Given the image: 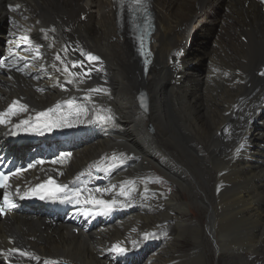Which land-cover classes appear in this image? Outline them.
Wrapping results in <instances>:
<instances>
[{
  "label": "bare ground",
  "instance_id": "1",
  "mask_svg": "<svg viewBox=\"0 0 264 264\" xmlns=\"http://www.w3.org/2000/svg\"><path fill=\"white\" fill-rule=\"evenodd\" d=\"M114 1L0 0V56L9 36L35 46L25 75L0 69V141L17 123L2 115L13 102L30 119L55 107L50 125L105 127L64 166L37 168L13 187L51 173L70 181L114 162L124 167L104 192L126 210L77 234L26 209L0 217V264H211L216 256L217 264H264L262 7L152 0L155 60L143 77ZM115 245L138 256L112 252Z\"/></svg>",
  "mask_w": 264,
  "mask_h": 264
},
{
  "label": "snow or ice",
  "instance_id": "2",
  "mask_svg": "<svg viewBox=\"0 0 264 264\" xmlns=\"http://www.w3.org/2000/svg\"><path fill=\"white\" fill-rule=\"evenodd\" d=\"M131 3H133V4H135V5H138V6H140V7H145V6H146L144 0H131ZM260 3H261V4H264V0H260ZM11 11L15 12V11H17V9L12 8ZM81 54L83 55V53H81ZM141 55H144V52H143V51L141 52ZM39 58H40L39 56H36V57H35V59H37V60H38ZM56 59L59 60L60 58H59V57H56ZM86 59L89 60V61L91 62V61H93L95 58H94V57H91V56H86ZM146 63H147V61H146ZM72 67H73V68H76V67H80V65L73 64ZM64 71H67V68H65ZM96 71H100V69L97 68ZM69 75H72V74L69 73ZM85 75H88V74L86 73ZM81 80H82V77H81ZM82 82H83V80H82ZM68 83H71V80H69ZM56 86L58 87V85H56ZM62 90H63V91H66V89H62ZM95 91H100V90H99V89H96ZM68 106H69V107H74V105H72L71 102H69V105H68ZM16 107H18V105H17L15 102H13L12 107H10V108H9L6 112H4L2 115H3V116H7L9 113L12 112L13 108H16ZM57 107H59V105H58ZM23 111H27V109H23ZM48 115H49V113H47V112H45V113H41L40 116H37V117H35L34 119H40L41 116L46 117V116H48ZM109 119H111V118H109ZM23 123H27V121H24ZM0 124H5V126H7V125H6V122H5L3 119H0ZM48 126L50 127L51 125H48ZM61 159L63 160L64 157H61ZM113 159H116V158L113 157ZM53 163H55V161H53ZM99 170H100V169L97 168V171H99ZM14 175H16V176H20L21 173L17 172V173H15ZM61 175H62V173H61ZM81 175H84V173H81ZM9 179H11L10 176H5V175H3L2 173H0V188H6V187L8 186V185H7V181H8ZM77 179H79V177H77ZM48 185H52V186H53V187H52V192H51V195H53V196L58 195V194H61V193H64V194L68 195V198H69V199H71L73 196H74V197H80V192H74V193L68 194V192H67V188H66V187L56 186V185H55V182L52 181V180L47 181V184H45V185H40L38 188H34V189H32V192H39L41 188H46ZM16 191L18 192L19 190H16ZM122 193H123V188H121L120 193H117V194L120 195V194H122ZM30 197H31V193H27V192H26L24 195L19 196V199H28V198H30ZM37 198H38V199H44L45 197H44V196H38ZM59 202H60V203H64L65 201H64L63 199H61ZM77 202L79 203V200H77ZM88 203L95 204V205H102V206H103L104 208H106L108 211H112V206H113L116 202H115V201H112L111 204H106V203H105L104 201H102V200H91V199H90V200L88 201ZM5 204H7V207H8L9 209H11V208H13V207L15 206L14 204L9 203L8 200H7V198H5ZM102 214H103V213H88V215H90V216H94V215H102ZM144 239H147V237H144ZM9 243H11V241H10ZM111 251H112V252H115V253H117V254H124V252H125V250H124L123 248H121L119 245H115V246H113L112 249H111ZM21 255H23V254H21Z\"/></svg>",
  "mask_w": 264,
  "mask_h": 264
},
{
  "label": "rangeland",
  "instance_id": "3",
  "mask_svg": "<svg viewBox=\"0 0 264 264\" xmlns=\"http://www.w3.org/2000/svg\"><path fill=\"white\" fill-rule=\"evenodd\" d=\"M6 21H7V19H0V25H1V28H5V26H6V24H7ZM160 177H162L164 180H163V179L160 180V182L158 183V185L164 187V188L167 189V190L171 189V183H170L165 177H163V176H160ZM154 186H156V188H158L156 184H154ZM188 249H189V248H188ZM224 254L227 255L226 253H224ZM215 260H216V261L218 260V256H216ZM216 261H215V262L212 261L211 264H217ZM222 261H223V260L220 259V262H222ZM218 262H219V261H218Z\"/></svg>",
  "mask_w": 264,
  "mask_h": 264
}]
</instances>
